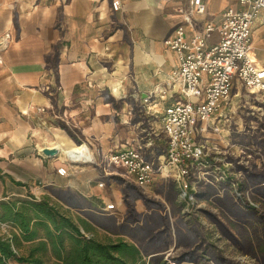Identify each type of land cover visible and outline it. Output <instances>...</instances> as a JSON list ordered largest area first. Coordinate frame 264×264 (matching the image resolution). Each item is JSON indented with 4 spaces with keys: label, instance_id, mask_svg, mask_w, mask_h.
<instances>
[{
    "label": "crops",
    "instance_id": "obj_1",
    "mask_svg": "<svg viewBox=\"0 0 264 264\" xmlns=\"http://www.w3.org/2000/svg\"><path fill=\"white\" fill-rule=\"evenodd\" d=\"M112 1L0 0V41L9 35L0 45V214L2 201L46 200L87 228L95 226L89 211L119 224L128 209L126 182L140 188L106 160L138 137L145 122L137 105L177 67L164 41L179 26L191 37L209 22L218 27L228 8H243L240 0H203L207 11L197 15L190 0H120L113 12ZM218 41L216 29L209 43ZM251 43L264 66V10ZM79 145L87 158L67 164L62 150ZM46 147L59 153L44 155ZM60 167L66 176L57 173ZM107 204L115 208L106 211ZM19 231L0 221V235ZM42 240L41 230L16 252L28 255Z\"/></svg>",
    "mask_w": 264,
    "mask_h": 264
},
{
    "label": "built area",
    "instance_id": "obj_2",
    "mask_svg": "<svg viewBox=\"0 0 264 264\" xmlns=\"http://www.w3.org/2000/svg\"><path fill=\"white\" fill-rule=\"evenodd\" d=\"M190 4L194 14L207 11L203 0H190ZM240 4L241 10H225L218 27L209 22L201 32L188 37L185 27L179 26L164 41L176 53L177 67L163 85L142 98L144 106L137 113L145 124L138 137L112 151L106 160L107 166L124 168L127 178L140 189L148 188L157 178L167 179L177 187L182 200L192 199L199 185L209 182L217 170L212 160L219 153L218 143L206 133L221 136L219 124L228 121L233 97L238 95L234 90L240 86L251 93H264V66L251 47L253 26L264 10V0H240ZM120 8V0H113V12ZM185 20L192 25L191 15ZM216 29L219 41L211 45ZM8 38L6 35L0 45ZM158 101L163 107L156 110L151 105ZM135 111L131 107L130 114ZM62 153L70 164L87 158L88 150L77 155ZM57 173L66 176L68 169L60 167ZM114 208V204L105 206L106 211Z\"/></svg>",
    "mask_w": 264,
    "mask_h": 264
},
{
    "label": "rangeland",
    "instance_id": "obj_3",
    "mask_svg": "<svg viewBox=\"0 0 264 264\" xmlns=\"http://www.w3.org/2000/svg\"><path fill=\"white\" fill-rule=\"evenodd\" d=\"M233 93L238 95L233 97L228 121L219 124L221 136L206 133L212 142L218 143L219 152L212 160L217 170L209 176L210 181L199 185L192 199L182 200L171 180L157 178L153 185L143 189L130 186L128 181L124 186L123 180L124 200L128 203V209L122 214L124 218L119 224H126L132 230L122 232L116 226V219L108 218L101 220L105 222V229L97 224L91 225L97 239L105 242L125 238L136 243L144 255L149 254L146 257L148 260L162 257L172 262V258L181 257L184 253L194 254L201 243L235 263L262 264L257 250V236L262 235V227L258 225L254 229L256 221L251 214L264 217V199L252 188L245 191L239 189L242 172L238 171L237 165L247 163L246 166L252 169L264 168V153L252 144L256 137L264 134V93H251L240 86ZM156 104L159 105V101ZM143 106L138 104L136 109ZM130 206L134 208V214L129 212ZM236 207L243 210L241 219L231 214ZM135 215L136 221L140 220L138 225L135 219L132 220ZM211 215L216 216L227 228L215 222ZM94 216L88 212L89 220ZM91 221L94 223L93 219ZM166 223L171 228L167 245L163 239L153 240L157 237L156 232L164 229ZM229 232L231 235H228ZM199 253L206 254L207 249L203 251L202 248ZM49 257V263L54 264L53 257ZM206 257L211 264H217L211 260V256ZM175 264L200 263L183 261Z\"/></svg>",
    "mask_w": 264,
    "mask_h": 264
},
{
    "label": "trees",
    "instance_id": "obj_4",
    "mask_svg": "<svg viewBox=\"0 0 264 264\" xmlns=\"http://www.w3.org/2000/svg\"><path fill=\"white\" fill-rule=\"evenodd\" d=\"M252 144L260 148L264 153V134L256 137ZM246 165H237L238 171L242 172V177L239 180V189L245 191L252 188L258 196L264 199V168L256 170ZM140 195L144 198L142 193ZM1 210L0 221L17 226L20 231L19 234L13 233L12 237L9 238L0 235V264H50V255L55 261L54 264H175L183 261L211 264L206 259L207 255L211 256V260L217 264H238L226 258L223 254L216 253L214 248L208 245L204 247L201 243L197 245L194 254L184 253L181 257L172 258V262L161 259L162 257L150 260L151 257L148 260L146 257L149 254L144 255L136 243L122 237L105 242L101 241L92 233L94 229L89 224L87 228L86 222L80 219L79 223L84 230L92 233L91 236L87 237L81 231L80 225L74 221L69 210L51 204L46 200H42L41 202L27 200L2 201ZM242 211L236 207L232 211L234 213L231 214L241 219L244 215ZM129 212L135 213L132 206H130ZM94 215L92 217L94 223L105 229V222H101V220L104 221L108 217L99 214ZM251 215L255 217L256 221L253 224L255 226L254 229L258 228V225L262 227V235L257 236V250L262 264H264V217L255 214ZM211 216L215 222L225 229L227 228L216 216ZM135 218L136 215L132 220ZM138 221L140 220L136 221L135 219L136 225H138ZM165 225L164 229L156 232L157 237H154L153 240L158 241L159 239H163L167 245L169 243L168 237L171 228L167 223ZM111 226L114 227V225ZM116 226L122 232H127L126 229L129 232L132 230L126 224L121 223ZM41 230L44 233V240L40 241L37 247L33 248L28 255H20L16 252L19 246L22 245L23 240H35ZM133 234L137 237V234L134 232ZM228 235H231V232ZM202 248L203 251L207 249L206 254L199 253ZM251 251L253 250L251 249Z\"/></svg>",
    "mask_w": 264,
    "mask_h": 264
},
{
    "label": "water",
    "instance_id": "obj_5",
    "mask_svg": "<svg viewBox=\"0 0 264 264\" xmlns=\"http://www.w3.org/2000/svg\"><path fill=\"white\" fill-rule=\"evenodd\" d=\"M59 153V150L56 148H50V147H46L43 149V154L44 155H48V156H56Z\"/></svg>",
    "mask_w": 264,
    "mask_h": 264
},
{
    "label": "bare ground",
    "instance_id": "obj_6",
    "mask_svg": "<svg viewBox=\"0 0 264 264\" xmlns=\"http://www.w3.org/2000/svg\"><path fill=\"white\" fill-rule=\"evenodd\" d=\"M65 149V148H64ZM60 150H61V148H60ZM83 150H85V148H83V147H74V148H72L71 150H63L64 151V153H66V154H74V155H77V154H79L80 152H83Z\"/></svg>",
    "mask_w": 264,
    "mask_h": 264
}]
</instances>
